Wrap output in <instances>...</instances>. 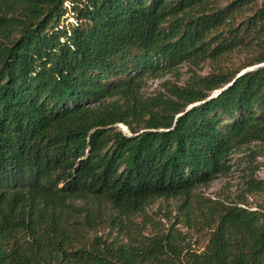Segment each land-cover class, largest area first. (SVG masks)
Here are the masks:
<instances>
[{
  "label": "trees",
  "instance_id": "1",
  "mask_svg": "<svg viewBox=\"0 0 264 264\" xmlns=\"http://www.w3.org/2000/svg\"><path fill=\"white\" fill-rule=\"evenodd\" d=\"M252 142L264 0H0V264H264V211L201 192ZM159 199L179 201L167 229Z\"/></svg>",
  "mask_w": 264,
  "mask_h": 264
},
{
  "label": "rangeland",
  "instance_id": "2",
  "mask_svg": "<svg viewBox=\"0 0 264 264\" xmlns=\"http://www.w3.org/2000/svg\"><path fill=\"white\" fill-rule=\"evenodd\" d=\"M66 17L67 20L62 23L63 25H75V20L71 14H68ZM240 59L234 54L226 57L219 64L207 61L201 65L202 70L200 69L198 73L207 75L218 65L233 67L239 64ZM189 75V66L184 65L177 73L168 74L158 79L150 78L146 82L144 94L150 96L163 91V85L167 82H177L183 85L188 80ZM123 126L119 125V129L124 133H128L127 127ZM230 161L233 166L232 171L222 176L209 187L202 188L201 192L204 196L213 199H221L231 203L243 202L246 204L245 207L251 211H264V191L253 190L249 184L251 176L258 181L264 182V144L252 142L245 148L236 151L231 156ZM178 203L179 201L175 199H159L155 201L147 210L149 221L156 222L164 229L172 226L176 221L175 216L178 215ZM240 206L243 205L240 204ZM142 219L138 218V221ZM145 228V234L154 233L153 224L148 223ZM176 228L182 233L187 234L188 241H190L195 250H204L209 238L207 231H196L181 224H178Z\"/></svg>",
  "mask_w": 264,
  "mask_h": 264
},
{
  "label": "water",
  "instance_id": "3",
  "mask_svg": "<svg viewBox=\"0 0 264 264\" xmlns=\"http://www.w3.org/2000/svg\"><path fill=\"white\" fill-rule=\"evenodd\" d=\"M248 70H252V69H248ZM244 72H246V71H243L242 73H244Z\"/></svg>",
  "mask_w": 264,
  "mask_h": 264
},
{
  "label": "bare ground",
  "instance_id": "4",
  "mask_svg": "<svg viewBox=\"0 0 264 264\" xmlns=\"http://www.w3.org/2000/svg\"><path fill=\"white\" fill-rule=\"evenodd\" d=\"M123 126V125H122ZM124 127V126H123ZM125 130V129H124ZM128 130V129H127Z\"/></svg>",
  "mask_w": 264,
  "mask_h": 264
}]
</instances>
